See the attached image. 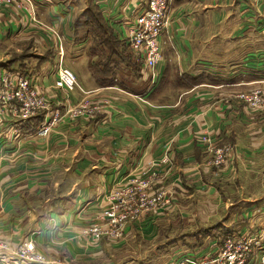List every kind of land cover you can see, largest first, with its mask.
<instances>
[{
    "label": "crops",
    "instance_id": "obj_1",
    "mask_svg": "<svg viewBox=\"0 0 264 264\" xmlns=\"http://www.w3.org/2000/svg\"><path fill=\"white\" fill-rule=\"evenodd\" d=\"M34 1L36 22L13 6L0 5V66L34 73L41 91L51 93L57 72H49L45 56L27 57L26 39L54 50L59 65L60 46L64 50V38L73 36L74 54L83 52V69L74 71L79 83L96 100L112 97L113 106L96 119H64L46 137L35 133L43 115L0 118V239L12 247L34 239L47 256L67 264H140L108 259V252L133 234L153 240L161 226L173 223L187 228L180 233L187 246L168 264L214 253L225 238L245 232L262 239L249 262L260 258L264 110L235 95L248 85L264 84V0H172L155 81L129 53L124 58L138 75L123 79L109 72L111 56L95 73L94 64L108 46L96 41L91 25L81 31L87 33L84 39H76L80 34L74 27L77 15L94 6L112 34L125 41L128 26L148 0ZM124 58L114 61L124 65ZM73 95L79 100L85 93L76 88ZM211 144L233 146L225 164L208 162ZM167 147L173 158L169 167L157 162ZM145 171L157 175L155 187L172 193L173 205L129 224L118 243L103 239L95 244L81 237L105 195ZM0 264L39 263L0 250Z\"/></svg>",
    "mask_w": 264,
    "mask_h": 264
},
{
    "label": "built area",
    "instance_id": "obj_2",
    "mask_svg": "<svg viewBox=\"0 0 264 264\" xmlns=\"http://www.w3.org/2000/svg\"><path fill=\"white\" fill-rule=\"evenodd\" d=\"M172 0H148L146 7L137 15L126 31V43L136 63H144L156 79V67L164 58L161 35L171 24L169 15ZM0 5L13 6L21 10L32 21H38L34 0H0ZM58 35V33H57ZM57 76L53 83V92L41 91L37 75L32 72L0 66V118L11 115L21 120L43 115V120L35 130L39 137L48 136L54 127L64 119H96L111 107L110 97L94 99L89 91L79 83L75 72L64 62V50L60 46ZM76 88L85 95L74 98ZM56 91H55V90ZM65 91L60 94L59 91ZM62 95L63 97H61ZM249 107L264 110V84L245 89L236 95ZM209 141L210 138L202 137ZM233 149L231 144L209 147L212 165L220 166L227 162ZM167 147L159 161L160 165H172L173 158ZM157 175L145 171L134 175L122 185L109 191L104 206L93 222L86 225L80 234L91 243H100L108 239L118 243L126 237L129 224L143 219L147 215L160 213L173 205L174 197L164 186L155 187ZM262 246L260 236H228L219 244L217 251L201 257L184 256L175 264H264V253L258 259L249 262L254 249ZM0 250L8 251L15 258L39 264H67L61 259H52L37 245L34 239L26 240L17 247L0 239Z\"/></svg>",
    "mask_w": 264,
    "mask_h": 264
},
{
    "label": "rangeland",
    "instance_id": "obj_3",
    "mask_svg": "<svg viewBox=\"0 0 264 264\" xmlns=\"http://www.w3.org/2000/svg\"><path fill=\"white\" fill-rule=\"evenodd\" d=\"M91 10H93V9H91ZM83 15H84V12L83 13L80 12L77 15V17L80 18L77 21V25L79 24L78 26L79 27L81 26V27H80V29L78 28L79 33L77 31V34H80V35L77 36L76 39H84L85 36L87 35V33L81 32V31H83L84 28L87 29V25H88V23H85V18L83 17ZM90 18H91L93 25H95V26L99 25V21H100L99 15L96 14L95 17H93L92 13H91ZM83 25H86V26H83ZM46 28L50 31L51 30L50 28L53 29L54 27L48 28V26H47ZM55 30L59 31L57 28H54L53 32ZM65 32H67L66 29H65ZM109 34H110V36L108 35V32H107V34L103 36V37H105V39L109 43L115 42L113 40V38H116L117 42L120 41L119 37L113 36L112 32H109ZM62 36H64V35L62 34ZM125 36H126V34H125ZM71 37L72 38H70V39H68L66 37L67 40H65V38H64V62L73 71H76V68L83 69V58H82L83 52L79 51V49H78V50H76V54H74L73 49H72L74 39H73V36H71ZM26 40L28 41V42L26 41L27 46L25 49L27 57L35 58V60H36V58L37 57L39 58L40 55L45 56V59L50 61V64H49L50 71L49 72L53 74L52 71H55L54 73L56 74L57 65H58V62H57L58 61L57 60L58 54L54 50H48V48H46V47H43V49H41L39 45L34 46L33 42L30 39V36H28ZM123 42H125L124 43L125 48L122 49L123 53L121 52V49H115L116 47H114L115 44L113 43L112 46L109 45L108 49L103 51L106 53L103 56L100 55L101 58L96 60L94 66L95 65L99 66L100 64L108 61L109 57L111 56V58L108 62V66H107L109 72H112L114 75H115V73H118V74L121 73L122 76L128 75V77L133 76V75H135V76L138 75V69L134 66H131V63L128 62L124 58L125 57L124 54L130 53V48H129L128 44L126 43V39H125V41L123 40ZM95 52L98 53L99 52L98 49ZM34 53L36 54L35 56H34ZM115 57L119 58V59L124 58L121 60V62L123 61L124 65H126V66H124L120 62L116 63L114 61ZM30 61H32V60H30ZM132 65H134V64H132ZM33 66L36 67V65H34V64H33ZM99 67L101 69L102 67L104 68L105 66L100 65ZM123 79H126V78L123 76ZM257 84L248 85V86H246V88L238 90L236 92V95H237V93H240L247 88L249 89V88L260 85V84H258V85ZM236 95H235L236 99L243 102ZM94 99H96V98H94ZM110 100H111V106H113V98L110 97ZM181 226H182L181 224L180 225H173V223H171L168 226L167 225L161 226V228L158 232V235L155 236L153 238V240H149L143 236L140 237L138 234H133V235L129 236L130 238H128V242H126V244L121 246V247H117V250L115 252H114L113 248H111L108 252L107 258L109 259L112 256L113 257L116 256L117 260H120V261L122 259L125 260L123 262H129L131 260L136 259V261H139L140 264H168L170 262V260L177 258L176 255H178L179 250H185L186 249L187 242H185V239H182L180 233H181V229H187V228L181 227ZM194 231H196V229ZM176 250H178V252H176ZM172 255H174V256H172ZM132 258H134V259H132Z\"/></svg>",
    "mask_w": 264,
    "mask_h": 264
},
{
    "label": "trees",
    "instance_id": "obj_4",
    "mask_svg": "<svg viewBox=\"0 0 264 264\" xmlns=\"http://www.w3.org/2000/svg\"><path fill=\"white\" fill-rule=\"evenodd\" d=\"M91 9H93V10H90V11H85L84 12V15H83V17L85 18V23H88V25H91L92 27H93V29H94V31H95V36L97 37H95V39H96V41L97 42H99V41H102L103 42V44L104 45H106V46H112V44L114 43L115 44V46L114 47H116L115 49H121V52L123 53V51H122V49L123 48H125V45H124V42L122 41V40H120V41H118L117 42V40H116V38H113V40L115 41V42H113V43H109L106 39H105V37H103L104 35H106L107 34V32H108V35L110 36V34H109V32H112L111 31V29H110V27H108V26H106V24H105V20H104V18L102 17V15L100 14V12L98 11V9L96 8V7H92ZM96 11H95V10ZM92 13V16L93 17H95V15L97 14V15H99L100 16V21H99V25L98 26H95V25H93L92 24V21H91V18H90V14ZM86 15V16H85ZM80 18H77L76 20H75V24H74V27L75 28H80L78 25H77V21L79 20ZM87 25V26H88ZM83 26H86V25H83ZM106 26V27H105ZM114 36V35H113ZM97 50V48L95 49V50H93V51H96ZM129 56H131V54L129 53L128 54ZM109 62V61H108ZM107 62V63H108ZM98 65H95L94 66V70H95V73H100L101 72V69L103 68H101L100 69V65L97 67ZM103 70V69H102Z\"/></svg>",
    "mask_w": 264,
    "mask_h": 264
}]
</instances>
